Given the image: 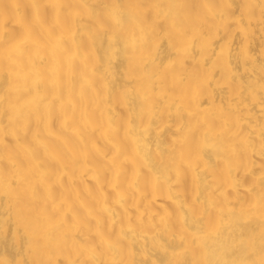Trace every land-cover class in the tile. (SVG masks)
Here are the masks:
<instances>
[{
    "label": "bare ground",
    "instance_id": "obj_1",
    "mask_svg": "<svg viewBox=\"0 0 264 264\" xmlns=\"http://www.w3.org/2000/svg\"><path fill=\"white\" fill-rule=\"evenodd\" d=\"M264 233V0H0V264H236Z\"/></svg>",
    "mask_w": 264,
    "mask_h": 264
},
{
    "label": "snow or ice",
    "instance_id": "obj_2",
    "mask_svg": "<svg viewBox=\"0 0 264 264\" xmlns=\"http://www.w3.org/2000/svg\"><path fill=\"white\" fill-rule=\"evenodd\" d=\"M5 264H15V262H5ZM209 264H211V262H209ZM217 264H219V262H217ZM236 264H264V233H262V236H261V258L260 260L258 262L256 260H241L239 262H236Z\"/></svg>",
    "mask_w": 264,
    "mask_h": 264
}]
</instances>
